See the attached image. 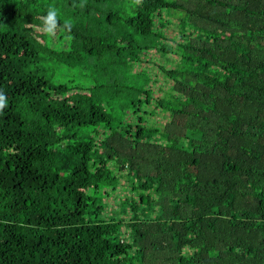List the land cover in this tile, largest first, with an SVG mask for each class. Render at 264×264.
<instances>
[{
  "label": "trees",
  "instance_id": "obj_1",
  "mask_svg": "<svg viewBox=\"0 0 264 264\" xmlns=\"http://www.w3.org/2000/svg\"><path fill=\"white\" fill-rule=\"evenodd\" d=\"M0 92V264H264V0H0Z\"/></svg>",
  "mask_w": 264,
  "mask_h": 264
},
{
  "label": "rangeland",
  "instance_id": "obj_2",
  "mask_svg": "<svg viewBox=\"0 0 264 264\" xmlns=\"http://www.w3.org/2000/svg\"><path fill=\"white\" fill-rule=\"evenodd\" d=\"M38 24V23H37ZM33 29V32H34V34L38 37V38H40L41 40L43 39V36L45 35V32H44V30H43V27H41V25L40 24H38L36 27H34V28H32ZM176 35H177V32H176V28H175V26L174 25H171V26H169L168 27V29H167V33H166V36L168 37V38H175L176 39ZM155 56H157V55H154V59H155V61H157V62H162V64H164V63H166V58L164 59V58H160L159 56H157L156 58H155ZM149 67H150V70H151V73L153 74V75H155V74H157V70L152 66V65H148ZM167 66H172V64H168L167 63ZM146 68V67H145ZM163 79L161 78V77H159V80L158 79H156L155 78V82L156 83H154V82H152V85L154 86V89H155V94L157 95V94H162V91L161 90H163V91H165V89H166V87L168 86L164 81H162ZM155 84V85H154ZM158 118V117H157ZM157 118H154L153 119V121H156L157 120ZM122 190V188H118L116 191H115V193L113 194V195H111V196H109V197H107V199H106V203L109 205V207H111L112 209L116 206V204H117V202H118V200L120 199H123V197H117V196H123V195H125L126 194V190H124V191H121ZM111 209V210H112ZM113 212H114V214L115 215H119V211H118V213H116V211H114L113 210Z\"/></svg>",
  "mask_w": 264,
  "mask_h": 264
},
{
  "label": "clouds",
  "instance_id": "obj_3",
  "mask_svg": "<svg viewBox=\"0 0 264 264\" xmlns=\"http://www.w3.org/2000/svg\"><path fill=\"white\" fill-rule=\"evenodd\" d=\"M58 12L55 7H49L47 11L43 15V23L42 27L45 32L48 34H53L55 32L57 23H58ZM5 96L2 92H0V107L5 104Z\"/></svg>",
  "mask_w": 264,
  "mask_h": 264
}]
</instances>
